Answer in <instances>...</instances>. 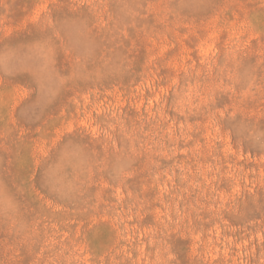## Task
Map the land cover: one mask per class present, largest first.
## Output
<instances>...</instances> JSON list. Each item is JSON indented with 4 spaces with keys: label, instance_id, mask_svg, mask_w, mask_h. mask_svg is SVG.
I'll return each mask as SVG.
<instances>
[{
    "label": "rangeland",
    "instance_id": "rangeland-1",
    "mask_svg": "<svg viewBox=\"0 0 264 264\" xmlns=\"http://www.w3.org/2000/svg\"><path fill=\"white\" fill-rule=\"evenodd\" d=\"M0 264H264V0H0Z\"/></svg>",
    "mask_w": 264,
    "mask_h": 264
}]
</instances>
